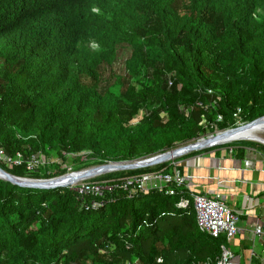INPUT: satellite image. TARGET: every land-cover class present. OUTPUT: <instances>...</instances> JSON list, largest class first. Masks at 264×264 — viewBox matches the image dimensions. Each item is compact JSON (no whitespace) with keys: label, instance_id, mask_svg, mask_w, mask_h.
Masks as SVG:
<instances>
[{"label":"trees","instance_id":"16d2710c","mask_svg":"<svg viewBox=\"0 0 264 264\" xmlns=\"http://www.w3.org/2000/svg\"><path fill=\"white\" fill-rule=\"evenodd\" d=\"M263 116L264 0H0V151L21 159L0 156L11 175L143 159ZM234 145L254 146H220ZM33 156L61 163L28 170ZM174 162L94 180L171 173ZM181 198L114 188L93 208L74 186L0 179V264H215L225 237L200 232Z\"/></svg>","mask_w":264,"mask_h":264},{"label":"crops","instance_id":"0c3cea01","mask_svg":"<svg viewBox=\"0 0 264 264\" xmlns=\"http://www.w3.org/2000/svg\"><path fill=\"white\" fill-rule=\"evenodd\" d=\"M243 151V155H238ZM264 145H234L202 151L175 162L188 190L218 196L239 217L238 233L225 246L239 264H261L264 236L253 234L264 224Z\"/></svg>","mask_w":264,"mask_h":264},{"label":"built area","instance_id":"2783aa9c","mask_svg":"<svg viewBox=\"0 0 264 264\" xmlns=\"http://www.w3.org/2000/svg\"><path fill=\"white\" fill-rule=\"evenodd\" d=\"M240 110L235 113V118L239 119ZM221 118L218 117V120ZM238 122V121H237ZM88 152L79 153L75 156L79 157L80 161H85L88 157ZM0 156L3 161L9 164L18 165L21 163L20 157L13 160H8L0 151ZM39 157H32L27 162V169L32 170L39 165ZM44 158V157H43ZM172 172H164L163 169L147 172L139 175L122 177L119 179H110L103 181H89L83 180L74 185L77 199L81 204H86L85 199L92 197L87 204L90 207H99L102 202L95 200L101 197L105 191H111L114 188L127 189L128 197H132L139 193H147L149 190L157 189L163 190L169 195H174L176 190L186 191L189 198H181L177 206L180 208L188 207L189 200L192 202L193 210L195 212V222L198 230L212 238L224 236L226 241H231L238 233L239 229L237 223L239 217L233 213L231 209L218 196L207 197L202 194L194 193L187 189L184 177L175 169L177 164L172 163ZM255 236H264V224L256 225L253 229ZM232 252L225 246H220L219 256L215 260V264H239L233 261ZM161 260L158 259L157 262ZM261 264H264V258Z\"/></svg>","mask_w":264,"mask_h":264},{"label":"water","instance_id":"95a60500","mask_svg":"<svg viewBox=\"0 0 264 264\" xmlns=\"http://www.w3.org/2000/svg\"><path fill=\"white\" fill-rule=\"evenodd\" d=\"M260 121H264V116L257 118L251 122L240 124L239 126L226 129L223 131H219L215 134H211L209 136H206L205 138H200L189 144L143 159H138L134 161H124V162H109L101 165L92 166L83 170L66 173L64 175L50 179H31V178L17 177L11 175L10 173L0 168V179L22 188H31L38 190L68 188L74 186L76 183L80 181L87 180L102 174L151 168L169 162L171 160L177 159L179 157L185 156L192 152H199L207 148L231 143V142L215 143L214 141L219 137L218 136L219 134H225L228 132L246 128ZM257 143L264 145V141H260Z\"/></svg>","mask_w":264,"mask_h":264},{"label":"bare ground","instance_id":"6f19581e","mask_svg":"<svg viewBox=\"0 0 264 264\" xmlns=\"http://www.w3.org/2000/svg\"><path fill=\"white\" fill-rule=\"evenodd\" d=\"M263 132H264V121H260L246 128H242L225 134H219L218 135L219 137L214 142L227 143V142H236L241 140L260 142V141H264L260 137V134H262Z\"/></svg>","mask_w":264,"mask_h":264},{"label":"rangeland","instance_id":"374dc122","mask_svg":"<svg viewBox=\"0 0 264 264\" xmlns=\"http://www.w3.org/2000/svg\"><path fill=\"white\" fill-rule=\"evenodd\" d=\"M127 55H128V50H127V48H124V49H119V55H118V59H117V62L114 64V70L116 71V72H122V69H123V61H124V59L127 57ZM105 76H107V72L105 73ZM140 117L138 116L135 120H134V122L136 121V120H138ZM238 122H236L235 124H237ZM240 124H237L236 126H239ZM217 130H215V133H217L216 132ZM214 133V132H213ZM214 133V134H215ZM207 136H209V135H207ZM264 132L262 133V134H260V137L264 140ZM206 137V136H205ZM205 137H202V138H205ZM236 142H242L243 144L244 143H252V145H254V146H258V145H260L259 143H257V142H253V141H236ZM231 143H235V142H231ZM228 144H230V143H228ZM222 148V146H219V148ZM201 152V151H200ZM200 152H197V153H200ZM176 159H174V160H171L172 162H174ZM54 161H56V162H58V163H61L60 161H58V160H55V159H53V158H50V159H47L46 160V158H43V157H40L39 158V161H37V163H39V164H41V163H43V164H46V163H50V162H54ZM42 164V165H43ZM72 163L69 161V160H67L66 161V163H64V164H61V167L62 168H66L67 167V173H70V172H75V171H73V169H72ZM122 172V171H121ZM111 173H113V172H111ZM106 174H109V173H106ZM103 175H105V174H102V175H99V176H96V177H93V178H90V179H88V180H92V181H95V182H98V181H103V180H110V179H106V178H104V179H101V180H94V179H98L99 177H101V176H103ZM115 179H119V178H115ZM79 183V182H78ZM77 184V183H76ZM75 184V185H76Z\"/></svg>","mask_w":264,"mask_h":264}]
</instances>
